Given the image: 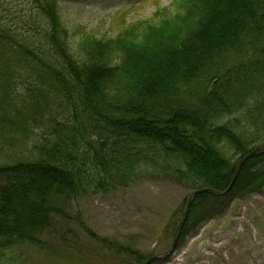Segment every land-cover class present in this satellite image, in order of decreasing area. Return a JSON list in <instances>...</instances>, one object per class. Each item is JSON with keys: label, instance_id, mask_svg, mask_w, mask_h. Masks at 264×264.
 Here are the masks:
<instances>
[{"label": "trees", "instance_id": "16d2710c", "mask_svg": "<svg viewBox=\"0 0 264 264\" xmlns=\"http://www.w3.org/2000/svg\"><path fill=\"white\" fill-rule=\"evenodd\" d=\"M28 1L27 12L0 6V14H23L19 24L0 20V155L15 158L0 165V264L22 246L63 243V224L76 233V264H141L151 256L96 236L72 219L70 205L142 179L190 192L227 189L238 161L264 148V0H173L165 9L156 2L152 20L124 26L123 14L119 32L102 39L68 30L59 0ZM235 115L256 138L247 141L235 118L215 125ZM42 126L33 157L18 159L16 148ZM262 192L259 155L225 196L196 197L180 242L231 200Z\"/></svg>", "mask_w": 264, "mask_h": 264}, {"label": "rangeland", "instance_id": "374dc122", "mask_svg": "<svg viewBox=\"0 0 264 264\" xmlns=\"http://www.w3.org/2000/svg\"><path fill=\"white\" fill-rule=\"evenodd\" d=\"M172 1L60 0L59 9L68 30H81L82 34L102 39L119 32L116 25L121 15L125 14L124 26L150 21L157 10L156 2L160 4V9H165L171 7ZM0 6L4 10L13 8L12 13L30 9L28 0H0ZM18 15L3 13L0 20L7 25H11V20L19 24L21 20ZM80 40L81 35L73 40V45ZM25 87L17 86L19 96L25 94ZM234 118L244 128L242 130L247 141L256 138L239 115L222 119L215 125L223 126ZM45 134L43 126L33 131L31 139L22 147H17V154L14 155L19 154L17 157L21 160L32 158L34 153L31 148ZM257 145L259 143L252 147ZM223 149L228 159L233 157L232 151L225 147ZM14 159L10 155H0V165L11 164ZM189 193L167 179H142L110 194L92 193L74 201L68 212L72 219L81 218L96 236L114 240L144 256H153L164 253L170 247L175 229L165 231L168 219L182 207ZM71 228L63 224L58 230V233L65 235L63 243L48 240L38 250L22 246L16 249L11 258L4 260L5 264H76L79 250L73 249L71 235L76 233L74 228L70 231ZM84 240L80 237L81 248ZM102 264H111L110 258L108 263ZM161 264H264V192L243 201L231 200L222 212L186 235L174 254Z\"/></svg>", "mask_w": 264, "mask_h": 264}, {"label": "water", "instance_id": "95a60500", "mask_svg": "<svg viewBox=\"0 0 264 264\" xmlns=\"http://www.w3.org/2000/svg\"><path fill=\"white\" fill-rule=\"evenodd\" d=\"M259 155H264V148L255 149L252 152H250L249 154L245 155L243 158H241V160L238 162V165L236 167L234 176H233L228 188L224 192H217V191H214L211 189H198V190L193 191L187 198L185 210L183 212V215H182L179 223L176 226L174 236H173V241H172V244H171V247L169 248V250H167L166 252H164L161 255L149 258L148 260H146L142 264H152L155 262H162V261H165L166 259H168L170 257V255L173 253V251L175 250V248L179 242L182 227H183V225H184V223L188 217L189 211H190V209H191V207L195 201V198L197 196H200V195H211V196L217 197V198L225 196L233 187L235 180L237 178V175H238L241 167L243 166V164L248 159L255 157V156H259Z\"/></svg>", "mask_w": 264, "mask_h": 264}]
</instances>
